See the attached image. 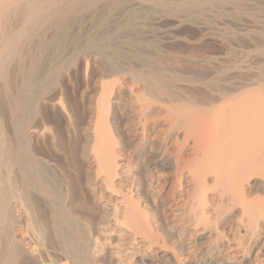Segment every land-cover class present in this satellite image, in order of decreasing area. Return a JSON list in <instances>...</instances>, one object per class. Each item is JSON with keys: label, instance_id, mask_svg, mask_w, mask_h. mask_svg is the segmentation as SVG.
<instances>
[{"label": "bare ground", "instance_id": "bare-ground-1", "mask_svg": "<svg viewBox=\"0 0 264 264\" xmlns=\"http://www.w3.org/2000/svg\"><path fill=\"white\" fill-rule=\"evenodd\" d=\"M261 13L0 0V264H264V68L189 69L228 42L217 21Z\"/></svg>", "mask_w": 264, "mask_h": 264}, {"label": "rangeland", "instance_id": "rangeland-1", "mask_svg": "<svg viewBox=\"0 0 264 264\" xmlns=\"http://www.w3.org/2000/svg\"><path fill=\"white\" fill-rule=\"evenodd\" d=\"M263 15H264V13L263 14L261 13V15L260 14L257 15V18H255L256 20L254 19L255 21L254 20L251 21L250 19H243L240 22H231V21H228V20H225V19L224 20L221 19V20L217 21L214 24V26H212V32L224 34L225 36H227V39H228L227 41L229 43L225 42V46H223L224 45L223 44L220 47H216L214 49L213 48L207 49V50H205L206 52L203 50L201 55H200L201 52L198 53V55L196 56V60L199 59L198 61H200V59L202 58L201 59L202 61H200V62L197 61V65L200 68L199 67L197 68V66L194 65V64H196V61H189L187 59L179 60V62H181V64L179 63V64H177V66L179 65L180 68L187 69L188 63H186V62H189V65H194L192 67L190 66L189 69L192 68L194 70H199V69H202V67H203L205 74L209 75L210 78H214V74L211 73L210 70L208 71L207 69H210V68L213 69L215 67L217 68V67L223 65L224 62H226V63L228 61L231 62V60H233L234 56L236 55L235 59L237 60V65H239V66H241L243 68L244 67L249 68V69L252 70V72H256L258 68H261V67L264 68L263 67L264 66V57H262V58L261 57H256V54H255L256 50L255 49H257V48L255 46V43H256L255 41H257V38H253V37H256L257 34L262 32L263 29H264V23H263L264 22L263 21L264 16ZM225 28H227V29H225ZM246 36H247V38H246ZM250 38L252 39L251 43H249L250 42ZM254 39H256V40H254ZM252 52H254V53H252ZM228 53L229 54L230 53L234 54V56L232 55L233 58L231 57V54H230V57H229ZM199 56H200V58H199ZM251 61H252V63H254V64H252L253 66L251 65ZM182 62L183 63L185 62V64H187V65L184 66V64ZM249 65H251L252 67L249 66ZM195 68H197V69H195ZM205 80H207V79H205ZM124 98H126V97H124ZM127 99L128 98H126V100L124 99V101L125 102L127 101L126 102L127 104H131V103H129L130 102L129 99L128 100ZM124 101H123V104L126 105L125 108L129 107L128 109H126L127 113L128 112L132 113L133 110H135L136 107H134V105L132 106V104H131V106L133 107V108H131V106L130 105L127 106V104ZM128 115H130V114L128 113ZM123 119L124 118H122V121H120V125L121 126L127 125L130 128H132L131 127L132 124L130 122L128 124V122L123 120ZM163 130H164V126H163V123H161V121H160L156 125H154V127H153V129L151 131L146 132V143H149V140H150V142H154V143L156 142L155 143L156 145H158V143H161L160 141L164 137V131ZM133 134H135V133H133ZM138 134H139V136H138ZM135 135H136V138L137 137L140 138V133L139 132L136 133ZM79 137H80L79 139L82 140L81 134H80ZM134 142H137V141H134ZM80 143L81 142H78L79 145H82L84 142H82V144H80ZM72 144H73V142L70 143V145H69V143L67 144V142H64V143L63 142H59V145H61L60 148H62L66 152H68L69 150L72 151L71 150L72 148H70L72 146ZM78 144H77V142H74L73 146L75 145V147H77V146H79ZM66 148L68 150H66ZM73 149H74V147H73ZM144 149H145V147H144ZM57 157H59V158H55V159H57V161L58 160L59 161L63 160L60 156L57 155ZM61 163H63V162H61ZM261 239H263V238H261Z\"/></svg>", "mask_w": 264, "mask_h": 264}]
</instances>
